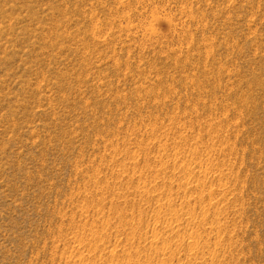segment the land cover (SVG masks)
<instances>
[{
	"label": "rangeland",
	"instance_id": "obj_1",
	"mask_svg": "<svg viewBox=\"0 0 264 264\" xmlns=\"http://www.w3.org/2000/svg\"><path fill=\"white\" fill-rule=\"evenodd\" d=\"M191 236L264 264V0H0V264H192Z\"/></svg>",
	"mask_w": 264,
	"mask_h": 264
},
{
	"label": "bare ground",
	"instance_id": "obj_2",
	"mask_svg": "<svg viewBox=\"0 0 264 264\" xmlns=\"http://www.w3.org/2000/svg\"><path fill=\"white\" fill-rule=\"evenodd\" d=\"M155 17V16H154ZM154 19V18H153ZM150 30L152 31V29L150 28ZM194 151V150H193ZM149 165V164H148ZM134 168V167H133ZM156 170V169H155ZM190 170V169H189ZM187 171V170H186ZM161 172V171H160ZM184 172V171H183ZM191 173V172H190ZM171 174V173H170ZM154 175V174H153ZM159 175V174H158ZM160 176V175H159ZM185 178V177H184ZM196 180V179H195ZM152 182V181H151ZM181 184V183H180ZM187 184H189V183H187ZM145 185V184H144ZM182 185V184H181ZM178 186H180V185H178ZM200 186V185H199ZM191 187V186H190ZM189 188V187H188ZM129 189V188H128ZM161 189V188H160ZM165 189V188H164ZM182 190H183V188H181ZM166 190V189H165ZM144 191V190H143ZM209 191V190H208ZM171 192V191H170ZM184 192H186V190L184 191ZM214 192V191H213ZM149 193V192H148ZM187 193V192H186ZM185 193V194H186ZM208 193H210V192H208ZM211 194V193H210ZM142 195V194H141ZM199 195H200V193H199ZM207 195V194H206ZM209 195V194H208ZM220 195V194H219ZM223 195V194H222ZM143 196V195H142ZM209 196H211V195H209ZM212 197V196H211ZM224 198V197H223ZM207 199H208V197H207ZM211 199H213V198H210L209 199V201H208V204H209V206L211 205V203H213V202H210V200ZM202 200V199H201ZM212 201V200H211ZM202 202V201H201ZM216 202V201H215ZM220 202V201H219ZM99 204H101V203H99ZM172 204V203H171ZM188 205H189V203H187ZM214 204H216V203H214ZM217 205H218V203H217ZM163 206V205H162ZM169 206V205H168ZM206 206V205H205ZM201 207V209H202V213H201V211H200V216H202L201 217V222H203L204 224H205V220H206V218H207V212H209L207 209H206V207ZM171 207V206H170ZM167 208L168 210H167V217L168 218H166V219H168V221H169V219H171V221L172 220H177V217H179V213H178V210H174V209H172V208ZM191 208V207H190ZM208 208V207H207ZM211 208V207H210ZM213 208V207H212ZM215 208H216V206H215ZM159 210V209H158ZM216 210V209H215ZM156 212V211H155ZM180 212V214L182 213V211H179ZM117 213V212H116ZM165 213V212H164ZM123 214V213H122ZM131 214V213H130ZM185 214L186 215H189L190 217H192V220L193 219H196L197 217H195L194 216V214H192L191 213V211H187V212H185ZM114 215V214H113ZM157 215V214H156ZM166 215V214H165ZM182 215H184V214H182ZM185 216V215H184ZM199 216V217H200ZM158 217H159V215H158ZM161 217V216H160ZM181 217V216H180ZM180 217H179V220L178 221H180ZM155 219V218H154ZM190 219V218H189ZM198 219V218H197ZM124 220V219H123ZM165 220V219H164ZM191 220V219H190ZM216 220V219H215ZM121 221V220H120ZM166 221V220H165ZM207 221V220H206ZM171 222H169V227L171 226L172 227V229H173V225H172V223L170 224ZM196 223H197V221H196ZM176 225H177V223H175ZM202 224V223H201ZM212 224L214 225V223L212 222ZM212 224H211V226H212ZM218 224H219V222L218 221H216L215 222V225H216V227L218 226ZM123 225V224H122ZM121 225V226H122ZM167 225H168V223H167ZM179 225V224H178ZM221 225V227H222V224H220ZM190 226V225H189ZM202 226V225H201ZM204 226V225H203ZM210 227V226H209ZM213 227V226H212ZM211 227V228H212ZM220 227V228H221ZM98 228V227H97ZM121 228V227H120ZM162 228V227H161ZM179 228V227H178ZM213 228H215V226L213 227ZM219 228V226H218V228H216V232H217V236H219V233H220V230H222L223 228H221L220 229ZM146 229V228H145ZM170 229V228H169ZM179 230V229H178ZM185 230V229H184ZM188 230V229H187ZM213 230V229H212ZM215 230V229H214ZM174 231V230H173ZM186 231V230H185ZM193 231V230H192ZM166 232V231H165ZM172 232V231H171ZM194 232V231H193ZM196 232V231H195ZM194 232V233H195ZM211 232H213V231H211ZM105 233V232H104ZM139 233V232H138ZM144 233V232H143ZM151 233V232H150ZM158 233V232H157ZM209 233V232H208ZM215 233V232H214ZM128 234V233H127ZM145 234V233H144ZM196 234H198V232H196ZM95 236H96V234H94ZM143 235V234H142ZM149 235V234H148ZM151 240H152V242L155 240V242H156V240H158V242H159V237H157L158 235L157 234H155L153 231H152V233H151ZM157 235V236H156ZM198 235H200V234H198ZM198 235H196V236H198ZM94 236V237H95ZM133 236V235H132ZM136 236V235H135ZM166 236V235H165ZM177 236H178V234H177ZM99 237H100V235H99ZM106 237V236H105ZM131 237V236H130ZM149 237V236H148ZM164 237V236H163ZM163 237H161V242L162 243H164L165 244V242L167 241V239H165V238H163ZM78 238V237H77ZM89 238V237H88ZM96 238L98 239V236H96L95 237V239L93 240V242H95V244H96ZM116 238V237H115ZM140 238H141V236H140ZM143 238V237H142ZM145 238V237H144ZM192 240L191 241H189L188 242V244L186 245L187 247H186V250H184V258L185 259H187V260H190L191 258L192 259H195V261L192 263V264H205V263H207L208 261L209 262H212V263H215L216 262V256L215 255H213V254H211L210 253V255H211V257H210V255H208V261H206L205 260V258L203 257V256H201V257H203V258H197V254H199V253H197V246H198V242L196 241V240H194V237H190ZM196 238V237H195ZM90 239H91V237H90ZM100 239V238H99ZM78 240V239H77ZM80 240V239H79ZM86 240H88V239H86ZM135 240V239H134ZM150 240V241H151ZM180 240V239H179ZM99 241H101V239L99 240ZM84 242V241H83ZM134 242V241H133ZM80 243V242H79ZM89 243V242H88ZM132 244V243H131ZM171 244V243H170ZM82 245V244H81ZM158 245V244H157ZM205 245V244H204ZM151 246V245H150ZM153 246V245H152ZM159 246V245H158ZM157 246V247H158ZM91 247V246H90ZM92 248V247H91ZM125 248V247H124ZM156 248V247H155ZM152 249V248H151ZM157 249V248H156ZM193 249H195L194 251H193ZM89 250H90V248H89ZM92 250V249H91ZM138 250V249H137ZM146 251V250H145ZM155 251V250H154ZM164 251H169V250H167V249H165L164 247H163V245H162V247L160 248V252L159 253H162L163 255H166V256H168V257H170V256H173V255H175V254H173L172 252L170 253H166V252H164ZM199 251V250H198ZM90 252H92V251H90ZM181 252V251H180ZM125 253V252H124ZM129 253V252H128ZM152 253V252H151ZM166 253V254H165ZM212 253H214V252H212ZM92 254V253H91ZM156 254V253H155ZM178 254V253H177ZM109 255H111L112 257H114L112 254H111V252H110V254ZM146 255V254H145ZM152 255V254H151ZM162 255V256H163ZM110 256V257H111ZM129 256V255H128ZM139 256V255H138ZM153 256V255H152ZM109 257V256H108ZM148 257V256H147ZM151 257V256H150ZM161 257V256H160ZM163 257H165V256H163ZM175 257V256H174ZM118 258V257H117ZM122 258V257H121ZM120 258V259H121ZM134 258V257H133ZM152 258V257H151ZM171 258H173V257H171ZM114 259V258H113ZM130 259V258H129ZM139 259V258H138ZM137 259V260H138ZM148 259V258H147ZM166 259V258H165ZM197 259H200L199 260V262H196V260ZM126 260V259H125ZM180 260H182V259H180ZM122 261V260H121ZM198 261V260H197ZM134 262V261H133ZM143 262V261H142ZM148 262V261H147ZM160 262V261H159ZM163 262L164 261H162V264H163ZM166 262V261H165ZM190 262V261H189ZM192 262V261H191ZM92 263V262H91ZM123 263V262H122ZM128 263V262H127ZM145 263V262H144ZM149 263V262H148ZM186 263H187V261H186ZM112 264V263H111ZM165 264V263H164ZM211 264V263H210ZM219 264H221L220 262H219Z\"/></svg>",
	"mask_w": 264,
	"mask_h": 264
}]
</instances>
